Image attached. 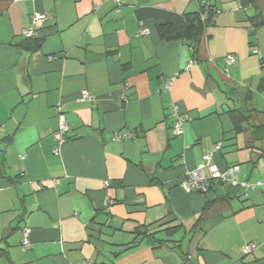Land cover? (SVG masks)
<instances>
[{
    "label": "crops",
    "instance_id": "crops-1",
    "mask_svg": "<svg viewBox=\"0 0 264 264\" xmlns=\"http://www.w3.org/2000/svg\"><path fill=\"white\" fill-rule=\"evenodd\" d=\"M205 1L220 12L194 55L188 41L159 38L156 11H198L200 0H0V264H264L262 188H183L218 142L219 167L264 181V0ZM35 12L47 19L27 38ZM33 39L37 50L25 47ZM228 54L237 61L226 71ZM174 102L187 116L178 136ZM237 109L249 118L241 132ZM213 200L182 242L185 259L127 227L167 221L189 231ZM248 243L257 246L244 253Z\"/></svg>",
    "mask_w": 264,
    "mask_h": 264
},
{
    "label": "trees",
    "instance_id": "trees-1",
    "mask_svg": "<svg viewBox=\"0 0 264 264\" xmlns=\"http://www.w3.org/2000/svg\"><path fill=\"white\" fill-rule=\"evenodd\" d=\"M243 5L247 4H256L258 0H241ZM201 7L198 11H192V12H185L182 14L175 13V12H167V11H161L157 10V18H156V28L157 33L159 35V38L164 41H172V40H185L188 41L193 49L194 55L197 53L199 42L202 38L203 33L205 32L206 28L211 26L213 23V16L216 13V10L212 8L211 5H209L205 0H200ZM206 14V17H203V15ZM256 18L258 16H255ZM254 18V17H253ZM252 25L254 28L257 27V22L252 21ZM25 47L29 48V50H37L41 47V41L39 40H29L25 44ZM232 116L235 122V128L237 131H243L244 126L243 122L244 120H247L248 122L249 118L247 115H245V111L242 109L232 110ZM249 123V122H248ZM247 123V124H248ZM264 141V136H263ZM262 156H264V149ZM232 166V165H229ZM240 176V173H239ZM249 181V180H248ZM262 181V180H257ZM254 181V182H257ZM220 184L219 187H221ZM226 186V185H224ZM219 187L212 186V189H219ZM210 189V190H212ZM207 193V192H205ZM214 206L215 201H208L206 205L204 206L202 212L197 216L195 223L192 225L191 229L189 231L185 230L184 224H174L170 225L169 222H161L159 224V230L154 231L150 228L148 225H142V224H136V223H128L127 227L132 231L136 236H143L148 237L153 241H156L158 245H165L168 247L169 244H174L172 246H169L170 248L180 250L181 256L183 259L186 258V251L184 248H182V242L188 237L189 243L192 240V233L197 231L201 228L202 223L204 220L212 213L214 212ZM181 230L184 231L182 240L176 241L171 239L174 235H176ZM159 232H164L166 234V237L163 238H157L155 235ZM4 250V249H3ZM2 249H0V256L4 255L6 251L4 252Z\"/></svg>",
    "mask_w": 264,
    "mask_h": 264
},
{
    "label": "built area",
    "instance_id": "built-area-1",
    "mask_svg": "<svg viewBox=\"0 0 264 264\" xmlns=\"http://www.w3.org/2000/svg\"><path fill=\"white\" fill-rule=\"evenodd\" d=\"M120 4L121 0H115ZM220 10H216L213 20L215 19L216 14ZM206 17V14L203 15ZM47 19V15L40 12H35L31 16V22L27 29L24 30V36L27 38H32L36 35V31L41 28L44 22ZM142 33H146V30L143 29ZM254 53L257 54L260 58L261 55L257 49L254 50ZM237 57L235 54H228L224 56V63L226 71H228L229 66L235 64ZM193 63H190L189 67ZM176 75L170 76L164 79V88L166 91L171 92L174 81L176 80ZM83 95L86 99H91V95L87 90H83ZM172 113L174 116L173 123V132L176 136L182 135L184 133V124L187 120V116H184L180 113L179 106L177 103H172L171 105ZM57 112L59 117V128L55 133V137L59 142H64L65 135L69 129L66 115L62 110L61 105L57 106ZM130 135H125L118 133L115 135L116 139L121 140ZM222 142H218L214 145L213 149L208 151L203 155V162L199 164L196 168L188 170L185 175L183 182V188L187 192H200L205 193L209 192L212 189V186L219 187L220 184L226 186H239L244 190H249L254 187H260L263 190L264 194V181L251 182L248 180H242L239 176L240 169L237 165L227 166L225 168L219 167L214 161L215 154L219 153L222 148ZM30 244L29 241V230L26 229L23 234L21 246L23 249H26ZM256 243H248L243 246L244 253H251L256 248Z\"/></svg>",
    "mask_w": 264,
    "mask_h": 264
},
{
    "label": "rangeland",
    "instance_id": "rangeland-1",
    "mask_svg": "<svg viewBox=\"0 0 264 264\" xmlns=\"http://www.w3.org/2000/svg\"><path fill=\"white\" fill-rule=\"evenodd\" d=\"M179 236L181 237V236H182V233H181V234H179Z\"/></svg>",
    "mask_w": 264,
    "mask_h": 264
}]
</instances>
